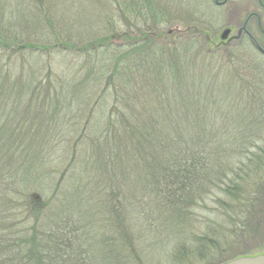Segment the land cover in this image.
<instances>
[{
	"label": "rangeland",
	"instance_id": "rangeland-1",
	"mask_svg": "<svg viewBox=\"0 0 264 264\" xmlns=\"http://www.w3.org/2000/svg\"><path fill=\"white\" fill-rule=\"evenodd\" d=\"M251 11L264 29L256 0H0V237L19 249L31 240L44 244L51 232L62 243L59 254L84 264H220L233 252H264V190L256 182L264 181V54L241 33ZM246 28L264 49L256 20ZM144 34L162 35L164 52L129 53L128 44ZM165 38L186 42L170 54ZM108 42L109 50L79 51ZM158 55L171 78L183 71L205 82L234 77L247 84L249 68L244 106L215 112L213 147L229 151L224 162L244 163L236 175L250 182L235 179L193 197L190 207L170 206L159 204L143 176L113 169L123 160L108 147L114 99L106 78L117 59L129 70ZM129 75L138 81L130 83L133 94L146 93L145 74ZM222 134L229 135L220 144Z\"/></svg>",
	"mask_w": 264,
	"mask_h": 264
},
{
	"label": "trees",
	"instance_id": "trees-1",
	"mask_svg": "<svg viewBox=\"0 0 264 264\" xmlns=\"http://www.w3.org/2000/svg\"><path fill=\"white\" fill-rule=\"evenodd\" d=\"M140 37L141 39H136L128 44L129 53L142 49L139 51L142 54H152L156 46L159 47V51L164 52L165 47L158 43L162 39V35L144 34ZM180 40L182 38H177L175 41L165 38V41L168 44L171 43L172 46L169 49L170 54H175L177 48L180 49L185 44L183 42L192 41L190 37H187L186 41ZM4 43L0 39V47H6ZM110 43L108 42L107 45L104 43L85 44L79 51L85 52L90 48H98L103 51V47L109 50L113 46ZM25 48L27 47L19 46V49ZM28 48L35 47L29 45ZM152 48L153 51H151ZM129 56H124V58ZM134 58L138 59L136 56ZM164 60H166L165 57L160 56L152 65L148 62L142 65L136 61L134 69L127 70L123 66H118L121 59H117L112 66L105 86L114 99L112 107L110 105L111 111L108 120V147L114 154L119 151L116 155L117 157L121 155L120 159L123 160L114 163L113 169L117 168V171L122 172L124 176L136 172L143 176L144 181H150L153 190L157 192L156 194L161 195L159 204L167 203L170 206L180 204V206L190 207L193 205L191 202L195 200L192 199L193 197L199 196L203 199L210 191L213 192L215 189L221 188L224 183L228 185L237 181L235 179H239L246 184L245 182L251 180L241 179L239 175H236L237 168L244 167V163L234 165L232 162H224L231 157V155H226L229 151L227 149L224 151L220 146L213 147L218 136L216 133L218 130H213L217 121L215 112L221 109L229 112L234 111L237 104L244 106L242 95L243 92H247L245 87H248L251 76L248 72L249 68L244 66L249 75L247 77L244 74L247 84L244 83L245 81H237L234 77H231L232 81L228 79L220 84L205 82L202 75L200 78L197 76L198 74H187V76L182 74L183 71L180 75L177 74L171 78V76H166L165 71L171 70V68L167 67L169 63ZM131 62L132 60L129 61V64ZM162 63H165L163 64L164 68L161 66ZM170 64L173 65V63ZM142 66L143 68H140ZM182 69L184 70V68ZM232 71L236 76L239 75L238 70ZM132 72L137 75L145 74L143 79L151 83L143 88L146 93L133 94L134 91L131 89L130 83L136 84L138 81L131 80L129 74ZM181 76L184 81L186 80V85L183 84ZM132 78L135 79L134 75ZM254 82L251 83L254 84ZM115 83L117 86L122 85L118 87L123 88V93H121V89L118 92ZM253 94L256 97V93ZM143 96H147V98L143 99ZM260 97L263 99L262 95ZM166 109L169 114L163 115ZM146 113L151 116L146 118L148 116ZM244 124L241 125L247 128L248 124ZM228 135L222 134L218 142L226 143L225 138ZM2 137H4L3 134L0 135V142L3 141ZM7 152L9 151L7 150ZM136 156L138 159L133 164V159ZM130 160L131 164H128ZM144 175H148L149 179ZM239 181L238 183H240ZM256 182L259 190H264V181L259 179ZM239 187L240 185H233V189ZM175 198L178 200L176 201ZM125 211L128 212L126 209ZM259 212L261 213V210ZM42 237L44 244L31 240L29 241L30 246L21 245L19 249L14 246V240L7 241L4 237H0V264H6V262L7 264H84L77 257H64L65 255L58 253L59 248L62 247L58 236L55 237L51 232H48ZM246 254L249 253L233 252L227 256L223 255V257Z\"/></svg>",
	"mask_w": 264,
	"mask_h": 264
},
{
	"label": "flooded vegetation",
	"instance_id": "flooded-vegetation-1",
	"mask_svg": "<svg viewBox=\"0 0 264 264\" xmlns=\"http://www.w3.org/2000/svg\"><path fill=\"white\" fill-rule=\"evenodd\" d=\"M228 1L229 0H223V1L219 2V0H215V3L218 5H223V4L227 3ZM256 1H257V5L260 7V9L264 10V0H256ZM251 19L256 20L258 30L264 35V29L261 27V16L255 11H251L250 13H248L246 19L244 20V25L242 27L241 33H243V36H246L247 38H249L251 40L252 44H254V46L256 47V49L258 51H260L262 54H264V49L260 47V45L258 44L256 39L252 36V34L246 28L247 23ZM169 32H171V31H169ZM207 40L211 42V39L208 36H207Z\"/></svg>",
	"mask_w": 264,
	"mask_h": 264
},
{
	"label": "water",
	"instance_id": "water-1",
	"mask_svg": "<svg viewBox=\"0 0 264 264\" xmlns=\"http://www.w3.org/2000/svg\"><path fill=\"white\" fill-rule=\"evenodd\" d=\"M229 33V28L224 29L220 36L221 40H225ZM220 264H264V252L254 255H242L234 257Z\"/></svg>",
	"mask_w": 264,
	"mask_h": 264
}]
</instances>
